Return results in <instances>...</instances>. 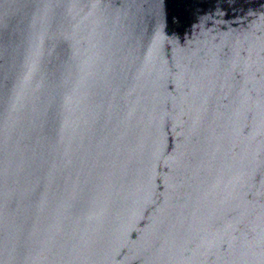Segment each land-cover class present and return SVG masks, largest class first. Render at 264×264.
Returning <instances> with one entry per match:
<instances>
[{
    "label": "water",
    "instance_id": "1",
    "mask_svg": "<svg viewBox=\"0 0 264 264\" xmlns=\"http://www.w3.org/2000/svg\"><path fill=\"white\" fill-rule=\"evenodd\" d=\"M0 264H264V0H0Z\"/></svg>",
    "mask_w": 264,
    "mask_h": 264
}]
</instances>
